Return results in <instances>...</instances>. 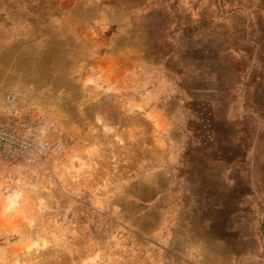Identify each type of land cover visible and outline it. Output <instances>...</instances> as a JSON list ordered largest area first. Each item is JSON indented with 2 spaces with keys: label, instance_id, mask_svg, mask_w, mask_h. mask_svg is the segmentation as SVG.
Instances as JSON below:
<instances>
[{
  "label": "rangeland",
  "instance_id": "rangeland-1",
  "mask_svg": "<svg viewBox=\"0 0 264 264\" xmlns=\"http://www.w3.org/2000/svg\"><path fill=\"white\" fill-rule=\"evenodd\" d=\"M0 264H264V0H0Z\"/></svg>",
  "mask_w": 264,
  "mask_h": 264
},
{
  "label": "built area",
  "instance_id": "built-area-1",
  "mask_svg": "<svg viewBox=\"0 0 264 264\" xmlns=\"http://www.w3.org/2000/svg\"><path fill=\"white\" fill-rule=\"evenodd\" d=\"M12 142H13L12 137L7 132L4 125L0 123V147H3L4 145H9Z\"/></svg>",
  "mask_w": 264,
  "mask_h": 264
}]
</instances>
